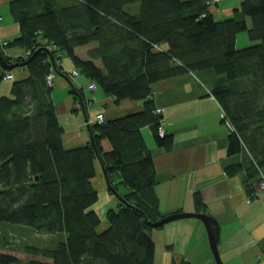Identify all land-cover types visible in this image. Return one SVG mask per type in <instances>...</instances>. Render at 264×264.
I'll list each match as a JSON object with an SVG mask.
<instances>
[{"label": "trees", "instance_id": "16d2710c", "mask_svg": "<svg viewBox=\"0 0 264 264\" xmlns=\"http://www.w3.org/2000/svg\"><path fill=\"white\" fill-rule=\"evenodd\" d=\"M134 3L140 5L135 13L129 9ZM215 5L207 0H12L10 10L22 32L8 45L20 44L25 51L14 58L0 51L30 75L12 82L11 95L0 94V235L6 234L5 223H16L59 239L55 246L28 242L27 259L0 250V264H156L150 221L163 214L154 157L141 128L151 126L158 145L171 149L173 134L158 133L152 84L183 72L213 69L225 76L212 92L232 127L227 151L242 153L244 161L228 164L226 173L244 169L253 180L248 193L254 195L264 172V0H242L221 20L212 12ZM243 30L256 41L238 48ZM93 41L98 45L82 59L75 48ZM62 54L116 102L144 99L143 109L97 120L90 124L86 145L65 147L54 85L47 83L51 69L63 72ZM6 72L0 81L14 77ZM104 138L112 145L109 151ZM97 160L108 188L118 189L110 177L114 172L129 188L121 194V206L106 209L105 216L91 207L100 198L92 178ZM195 202L204 208L199 191ZM103 220L108 226L99 231ZM9 241L0 236V249ZM172 261L192 264L186 258Z\"/></svg>", "mask_w": 264, "mask_h": 264}, {"label": "crops", "instance_id": "0c3cea01", "mask_svg": "<svg viewBox=\"0 0 264 264\" xmlns=\"http://www.w3.org/2000/svg\"><path fill=\"white\" fill-rule=\"evenodd\" d=\"M11 2L12 0H0V14L3 16L0 20L1 40L11 41L18 38L22 32L19 22L15 21L11 13ZM241 3L242 0H220V3L212 8V12L218 20L228 18L234 13V8L239 7ZM139 8L140 5L134 3L129 9L135 13ZM239 37L240 34L237 41ZM97 45L98 43L93 41L77 46L75 50L82 59L90 58V49ZM0 47L6 56L12 58L25 51V47L20 44L4 46L0 43ZM155 47L168 49V44L162 43L160 47L158 45ZM93 60L98 66H103L99 58ZM58 62L64 73L55 76L51 94L59 122L64 127L62 137L65 147L76 148L86 145L91 140L93 129L90 124L96 121L91 120L85 125V120L97 112H102L106 118L113 119L143 109L146 102L144 99L128 98L116 102L113 95L105 92L100 86L94 90L88 89L89 77L80 69L78 74L72 72L76 64L70 57L66 61L62 58ZM203 70H207L209 72L207 75L211 77L210 79L207 76L205 84L197 78L201 71L183 72L152 84L156 107H163L166 131L173 134V145L171 149H167L163 145H158L151 126L145 125L141 128L156 165L158 183L155 186L160 197L161 213L165 215L176 211L203 210L214 216L221 226L219 248L224 264H264V189H259L258 186L254 195H250L248 187L253 180L248 178L244 169L234 174L226 173V166L244 162L243 156L242 153L230 155L227 151L232 127L225 118L224 108L212 92L213 86L217 84L215 82L217 78L211 73L214 70ZM9 71L14 77H5L0 81V94L11 92L13 85L8 82L9 79H20L30 75L25 66L5 69L0 62V76ZM75 88L82 89L84 94L79 96ZM102 146L105 151L112 148L110 141L105 138L102 140ZM96 167L97 173L92 178L95 188L99 190L100 198L91 207L105 216L106 209L119 206V199L114 200L113 196H110L111 191L107 188V178L99 160ZM110 177L124 192L129 191L121 182L119 172L112 173ZM197 191L203 195V209H197L195 202ZM189 218L192 217L176 219L152 230L151 235L156 249L160 247L163 252L162 264H169L168 260L179 257L175 252L178 239H173V236L167 233L169 225L187 235L188 250L184 251L180 258H186L195 264L197 254L200 253L196 251L200 249L209 262L213 260L209 251L201 248V240L208 238L207 227L200 218ZM164 244L166 249L162 247ZM167 247L171 251L168 252ZM1 250L5 251L3 248ZM170 264H173V261Z\"/></svg>", "mask_w": 264, "mask_h": 264}, {"label": "rangeland", "instance_id": "374dc122", "mask_svg": "<svg viewBox=\"0 0 264 264\" xmlns=\"http://www.w3.org/2000/svg\"><path fill=\"white\" fill-rule=\"evenodd\" d=\"M250 21V20H249ZM252 21H250V25H251ZM240 37L237 41V46L238 48H244L247 45H251L254 44L256 40H252L250 39L248 32L246 30H243L242 32L239 33ZM243 36V37H242ZM65 54H62L61 59L63 58L65 61L68 59V57L64 56ZM19 71V70H17ZM207 73H209L207 70H202L200 72V76H197V78L203 82L205 84V79L207 78ZM211 73H213V76H215L217 78V80L215 82H217L216 85L218 84H223L225 82V76H218L214 73V71H211ZM208 78L211 79L210 75L208 76ZM214 79V78H213ZM15 79H9L8 82H13ZM210 84V82H208ZM215 85V86H216ZM213 86V87H215ZM9 94L11 95V92H9ZM6 94V95H9ZM154 95V94H153ZM152 95V97H153ZM154 98V97H153ZM96 118V115H93V117H91V119H86L85 120V125L90 123V120H94ZM226 118V117H225ZM229 122V121H228ZM229 124V123H228ZM106 178V177H105ZM107 184H108V178H107ZM109 187V184H108ZM107 187V188H108ZM118 189H116V192L112 191V189H108L109 191H111L109 194L110 196L112 195L114 200L115 199H119V205L121 206L120 202H121V194L124 193V190L122 189L121 186H116ZM115 205V204H114ZM110 206V205H109ZM168 213H165V215ZM163 214V216H165ZM161 218V217H160ZM183 219V218H181ZM189 219H197L196 217H192ZM159 220V219H158ZM174 222V221H173ZM6 225L1 229L2 233H6L3 235H0L2 239H5L7 237V239H9L10 241L7 242V246H5V251L7 250V252L10 253H14V254H18L20 255V257L27 259L29 257V255L26 253L25 251V245L30 242V243H34L36 245H48L50 244L51 246H55L57 245V240L59 239V234H52V233H44V232H40V231H35L33 228H30L28 226H23V225H19V224H11V223H5ZM108 226V221L103 220L101 225L98 227V230L101 231V229L105 228ZM155 227H161V225H155ZM168 234L173 236V239H178L177 240V245L175 246V252L177 254L178 259H176L177 261H180V257L182 256V253L184 251H187L188 249L186 248V245L188 242L185 234H182L178 228H174L173 225H169L168 226ZM204 238V236H203ZM164 249H166V246L164 244ZM9 248V249H7ZM168 248V252L171 251L169 247ZM201 248L202 249H207L212 257L213 260H211L210 262L207 260V256L204 255V252H201V250H197V252H200L199 254H197L198 259L195 261V264H217L216 259L214 258L213 252H212V248H210V242L208 241V238H204L201 240ZM1 250V249H0ZM157 251V257H156V264H162L163 261V252L161 251L160 247H157L156 249ZM166 251V253H167ZM183 258V257H182ZM175 259V258H173ZM169 264L172 262V260H168ZM23 264V263H22ZM96 264H105L104 262H98Z\"/></svg>", "mask_w": 264, "mask_h": 264}, {"label": "water", "instance_id": "95a60500", "mask_svg": "<svg viewBox=\"0 0 264 264\" xmlns=\"http://www.w3.org/2000/svg\"><path fill=\"white\" fill-rule=\"evenodd\" d=\"M1 50V47H0ZM1 60L3 61V64H5V67L8 69H13L14 67L18 66L17 63L7 62L5 55L0 51ZM187 217H198L200 218L205 227H207V233L208 238L210 241V248H212L214 258L217 261V264H224V260L222 259L219 243H220V233H221V226L218 222V220L210 215L207 214L203 210H197V211H176L174 213L166 214L165 216H162L159 220H156L155 222H151L150 224L155 227V225H164L165 223L174 221L176 219L181 218H187Z\"/></svg>", "mask_w": 264, "mask_h": 264}, {"label": "built area", "instance_id": "2783aa9c", "mask_svg": "<svg viewBox=\"0 0 264 264\" xmlns=\"http://www.w3.org/2000/svg\"><path fill=\"white\" fill-rule=\"evenodd\" d=\"M207 3L209 5H215V4H218L220 3V0H207ZM3 19V16L0 14V20ZM0 43H2L3 45H6L9 43L8 40H1L0 39ZM72 72L74 74H78L80 73L79 70L75 67L73 68ZM8 76L7 77H13V75L11 73L7 74ZM55 76H56V73H55V70L54 69H51L50 72H48L47 74V83L49 84V86H53L55 83ZM89 89H92L94 90L96 87H97V83L96 82H90L87 86ZM156 113L160 115V124L158 126V133L159 135L162 137L164 135H166L168 132L166 131V128H165V122L163 121V107L162 106H157L156 109H155ZM91 119V118H90ZM108 118L105 117L104 113L102 112H97L96 113V118H95V121H100V122H105ZM91 121V120H90ZM259 189H264V173H262V177L260 178V181H259Z\"/></svg>", "mask_w": 264, "mask_h": 264}, {"label": "clouds", "instance_id": "9594fccd", "mask_svg": "<svg viewBox=\"0 0 264 264\" xmlns=\"http://www.w3.org/2000/svg\"><path fill=\"white\" fill-rule=\"evenodd\" d=\"M78 69V68H77ZM79 70V69H78Z\"/></svg>", "mask_w": 264, "mask_h": 264}]
</instances>
